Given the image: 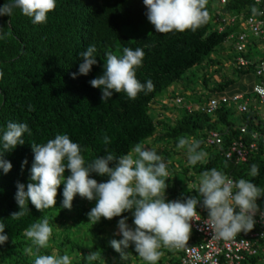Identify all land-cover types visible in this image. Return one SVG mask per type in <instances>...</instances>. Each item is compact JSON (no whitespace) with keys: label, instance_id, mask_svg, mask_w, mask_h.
<instances>
[{"label":"trees","instance_id":"obj_1","mask_svg":"<svg viewBox=\"0 0 264 264\" xmlns=\"http://www.w3.org/2000/svg\"><path fill=\"white\" fill-rule=\"evenodd\" d=\"M6 2L0 0V7ZM216 2L218 5L215 6ZM253 5L260 10L253 0H228L226 3L208 0L210 18L206 24L195 32L187 30L166 34L157 33L148 21L143 0H57L56 8L48 14L46 23L38 25H34L19 9H14L10 17L0 16V32L8 34L0 39V71L4 74L0 79V135L9 121L27 123L32 133L31 136L24 134L23 145L3 154V159L10 161L13 167L7 174L0 169V222L5 224L4 234L9 237L4 245H0V264H34L35 255L30 256L25 249L31 246L35 254V246L24 236V231L45 216L53 234L49 247L40 249L39 254H68L72 264H89L87 255L96 251L100 252L101 258L92 264H121L123 260L120 253L111 247L110 241L122 239L118 229L121 218L127 217L128 226L135 228L134 209L111 220L102 217L93 224L87 214L95 207L96 200L89 201L77 194L71 209L63 208L64 184H61L55 207L38 211L29 201L25 216L19 220L11 218L12 213L20 211L15 200L17 182L24 184L25 190L32 182V143L43 145L57 134H67L81 146L86 164L94 158L104 157L106 150L117 156L125 155L136 143L155 149L165 162H171L168 164L166 202H183L189 197H199L201 204L197 206V212L201 217L208 216L207 209L202 207L203 198L198 193L200 174L205 170L216 168L234 181L250 180L264 189V115L260 116L258 104L250 103L249 94L254 92V87L252 91L243 89L225 93V88L234 82L229 75H225L221 82L216 79L217 83L211 87L212 79L208 73L204 77L189 73L205 63L218 73L220 62L212 54L225 48L234 28L242 27L244 21L252 16ZM227 15L237 17L236 23L220 32L219 28L224 24L219 19ZM249 39L241 55L247 57L250 64L241 67L237 60L235 62V71L242 74L248 73L252 66L257 70L264 59L257 62L251 57L253 46L260 48L264 41L253 34ZM90 45L96 48L97 64L92 66L88 75H78L73 79L72 73H78L82 62L80 54ZM125 47L143 49L145 56L142 66L136 69V77L142 84L151 80L154 90L147 95L140 92L134 100L124 92L113 93L112 98L102 102V89L93 88L89 82L103 75L108 52L122 56ZM200 79L212 93L208 101L192 104L193 110H189L186 107L189 104L179 94L174 99H182L179 105L185 106L183 112L175 117H162L160 109L166 106L159 105V96L171 87H181L196 97L194 89L200 91L201 86L195 82ZM191 82L194 83L193 89L188 87ZM235 93H242L244 99L249 100L246 111L236 108L235 102H221L223 97ZM213 99L220 101L219 106L213 114L207 113L204 106ZM236 113L240 115L239 124L234 122ZM242 128H245L244 132ZM212 132L220 133L221 144L208 143ZM105 135L111 140L107 145L102 139ZM181 136L194 137L202 142L200 150L208 153L205 163L189 165L186 149L176 147ZM235 142H244L247 146L257 142L258 147L247 162H237L236 158L229 159L225 155ZM25 160L27 164H23ZM252 164L259 169V175L255 177L250 175ZM115 166V161L110 162L109 167ZM179 172L182 177L176 174ZM70 175V170L66 169L65 178ZM90 178L98 183L109 179L107 174L101 176L97 173H91ZM256 203L259 210H264V195L257 198ZM263 230L264 226L256 222L250 232ZM244 235L241 232L237 236ZM201 241L200 236L188 244L195 245ZM252 242L255 251L252 254L245 252L241 264H264V237L254 238ZM125 251L129 262L138 255L132 243ZM171 253L173 255L167 262L180 264L182 252Z\"/></svg>","mask_w":264,"mask_h":264},{"label":"clouds","instance_id":"obj_2","mask_svg":"<svg viewBox=\"0 0 264 264\" xmlns=\"http://www.w3.org/2000/svg\"><path fill=\"white\" fill-rule=\"evenodd\" d=\"M143 4L147 8L148 21L156 32L161 34L182 33L187 30L195 32L210 18L207 10L208 0H143ZM56 5L57 0H7L0 7V16L10 17L14 9H19L34 25H38L46 23L48 14L55 10ZM251 15L255 18L264 15V12L253 5ZM229 25L224 24V29ZM245 25L246 20L243 30L239 33H248L250 37L252 33ZM7 35L0 32V39H4ZM230 36L229 40L234 39L236 42V39ZM95 52V46L90 45L80 54L82 62L78 73H72L73 79L78 75L89 74L92 66L97 64ZM239 52L243 53V51ZM106 56L103 75L89 82L93 88L102 89V102L112 98L113 93L124 92L128 98L134 100L140 92L147 95L154 90L155 86L151 80L142 84L136 77V69L142 66L145 56L143 49L133 50L125 47L122 56L112 52H108ZM240 56L248 61L246 65L248 66L249 59ZM3 75V71H0V79H3ZM237 94L242 93L227 97L232 98ZM245 101L249 103V100L244 98L239 102ZM239 102H235L238 104V109ZM188 106H191L189 110H193L194 105H187V109ZM29 110H32L31 106ZM25 133L29 136L32 134L27 123L9 121L0 135V169H3L4 174L13 167L10 161L3 159L4 152H11L17 145H23L25 140L22 137ZM102 139L105 145L111 142L107 135ZM201 143L194 137L181 136L176 147L186 149L189 165L195 166L197 163H205L208 155L206 151L200 150ZM32 149L34 152L30 176L32 182L27 184V190L24 184L17 182L15 200L20 211L11 214L13 220H19L26 215L29 201L38 211L55 207L57 190L61 184H64L63 208L70 210L77 194L89 201L96 200L95 207L87 214L93 224L99 222L102 217L111 220L134 209L135 228L128 226L127 217L121 218L118 221V229L122 239H113L110 244L124 260L128 258L125 249L130 243L134 244L136 253L147 264H156L163 254L161 248L174 252L176 249H183L188 244L193 228L191 222L201 220L197 212V206L201 204L199 197H189L183 202L180 200L166 202L165 190L168 187L166 180L169 177L168 164L171 162H165L163 156L157 154L155 149L146 148L142 143H136L129 153L120 156L106 150L104 157L94 158L87 164L81 154V146L73 142L67 134H57L54 139L48 140L43 145L32 143ZM113 161L116 162V166L109 167L110 162ZM23 164H27V160ZM66 169L71 173L67 178L64 176ZM91 173L101 176L107 174L109 179L98 183L96 179L90 178ZM250 175L252 177L259 175L256 164L251 165ZM198 193L203 198L202 207L208 211L204 223L212 230L215 238L232 240L241 232H250L255 227L254 217L259 211L256 200L264 195V189L252 181L246 179L234 181L224 172L212 168L200 174ZM261 219L264 220V213H261ZM4 232L5 224L0 222V245H4L9 239ZM52 234L53 228L46 216L31 224L24 231V236L35 246V254L31 246L25 251L30 256L35 255L34 264H72L68 254L62 256L39 254L40 249L49 247ZM197 234L201 236L198 232ZM100 258V252L96 251L89 253L86 260L92 264ZM168 263L171 262L163 264Z\"/></svg>","mask_w":264,"mask_h":264},{"label":"built area","instance_id":"obj_3","mask_svg":"<svg viewBox=\"0 0 264 264\" xmlns=\"http://www.w3.org/2000/svg\"><path fill=\"white\" fill-rule=\"evenodd\" d=\"M228 0H221L222 3H226ZM257 3V0H254ZM260 7V11L264 12V0H259L257 3ZM225 25L233 24L236 22V17L227 16L219 19ZM252 20L253 22H250ZM246 25L249 27V32L256 38L264 41V15H258L255 18L249 16L246 20ZM224 27H220V31H223ZM230 38H235V48L238 51H244L249 39L248 33H239L238 35L232 34ZM240 66H246L248 61L240 56L238 58ZM258 75L262 78L263 82L255 86L254 92L264 102V59L259 63ZM244 96L237 94L232 98L227 96L221 99V102L227 103L229 101L239 102ZM182 99H177L178 103H181ZM219 100L213 99L211 102L204 106V110L208 113H213L219 106ZM191 109V106H188ZM248 109V101L239 102V110L244 112ZM264 123V122H263ZM245 131V128H242ZM210 144H221L222 137L218 132H212L208 139ZM264 143V140H263ZM257 142H252L247 146L244 142H235L231 146L230 150H227L225 155L229 159L236 158L237 162H247L251 156L253 150L257 149ZM239 211L237 208L236 211ZM261 213L264 210H259L254 217L256 222L261 226H264V220L261 219ZM208 217V216H207ZM207 217H201V220H193L191 222L192 227L202 236V241L195 245L187 244L183 249H176L177 252H182L180 257V264H241L244 259V253H254L252 239L258 237H264V230L261 232L245 233L244 237L236 236L232 240L225 241L223 239H217L213 235L211 229H209L204 221ZM174 264V263H168Z\"/></svg>","mask_w":264,"mask_h":264},{"label":"rangeland","instance_id":"obj_4","mask_svg":"<svg viewBox=\"0 0 264 264\" xmlns=\"http://www.w3.org/2000/svg\"><path fill=\"white\" fill-rule=\"evenodd\" d=\"M218 5L217 2L215 4V6ZM242 20H245V18H242ZM233 27V26H232ZM246 29L248 28V25H245ZM234 32L235 34H238L239 32L242 31L243 26L242 27H235L234 28ZM235 45V40L234 39H230L227 41L226 43V47L223 49H218L215 51V53L212 54L213 57H215L220 64H218L217 66H219L221 69L217 72H215V69L211 68L210 65L208 64H204L203 66L200 67H195L192 70L189 71V73H193L197 74L198 76H203L208 73L209 77H211V87H214V85L217 83L216 79L218 81H223V77H225V75H229L232 79H234V82L227 88H225V93H231V92H237V91H242L243 89H247V91H252L253 87L258 84V83H262L263 80L261 77H259L257 75V70L255 66H252L251 69L249 70L248 73L246 74H242L238 71H235L237 69V67L235 66V62L237 60V58L241 55V52L237 51L234 48ZM260 48H257L255 46H253V52L251 53V57L253 58V60H256L257 62L260 61L261 59L264 58V44L260 45ZM192 78H194V76H192ZM202 78V77H201ZM201 81H198V83L195 82V84H198L201 86L200 91L199 90H195V92H197L196 97L192 96V93L189 92H184L183 88H179V87H171L169 88V90H166L164 93H162L159 96V105L163 106L165 105L166 107H162L160 109V112H163V116L162 117H166V116H176L177 114L180 115L183 110L185 109L184 105H179L177 104L176 100L174 99L175 96L177 95H181L182 97H184V101L188 104H200V103H206L208 100V98L210 97V95H212V93L207 90V87L202 84V79H200ZM190 84V83H189ZM214 84V85H213ZM194 83L191 82V85H189V89H193ZM193 87V88H192ZM217 93V92H216ZM170 97H173L170 98ZM199 97H202V99H200ZM250 97V103L252 105L254 104H258L260 106V116L263 117L264 115V103L260 104L261 98L255 93V92H251L249 94ZM172 99V100H170ZM194 100V101H193ZM250 104V105H251ZM233 107H235V103L231 104ZM238 105V104H237ZM236 108H238V106H236ZM157 113V112H156ZM234 122L236 124H239L240 122V115L239 113H236L234 115ZM186 154V153H185ZM179 177H182V173H176ZM196 238H200L199 235L196 234V232L193 230H191V234H190V238L188 242H193ZM163 254L160 257V259L156 262V264H163L166 263L167 261L170 260L171 256L173 255L171 252H173V250H168V251H163L160 250ZM146 264L147 262L143 261L138 255L134 257L132 262H129L128 260H122L121 264Z\"/></svg>","mask_w":264,"mask_h":264},{"label":"bare ground","instance_id":"obj_5","mask_svg":"<svg viewBox=\"0 0 264 264\" xmlns=\"http://www.w3.org/2000/svg\"><path fill=\"white\" fill-rule=\"evenodd\" d=\"M216 112V111H215ZM223 132V131H222Z\"/></svg>","mask_w":264,"mask_h":264}]
</instances>
